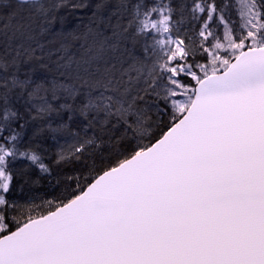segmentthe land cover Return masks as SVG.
Wrapping results in <instances>:
<instances>
[{
	"label": "snow or ice",
	"instance_id": "snow-or-ice-1",
	"mask_svg": "<svg viewBox=\"0 0 264 264\" xmlns=\"http://www.w3.org/2000/svg\"><path fill=\"white\" fill-rule=\"evenodd\" d=\"M0 264H264V0H0Z\"/></svg>",
	"mask_w": 264,
	"mask_h": 264
}]
</instances>
